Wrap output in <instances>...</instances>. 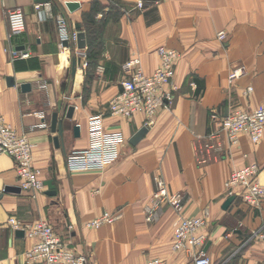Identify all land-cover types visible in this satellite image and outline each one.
I'll list each match as a JSON object with an SVG mask.
<instances>
[{
	"label": "crops",
	"instance_id": "crops-1",
	"mask_svg": "<svg viewBox=\"0 0 264 264\" xmlns=\"http://www.w3.org/2000/svg\"><path fill=\"white\" fill-rule=\"evenodd\" d=\"M68 2L79 7L71 12ZM35 4L0 0V117L34 145L32 165L43 182L51 181L56 195H46V187L35 198L6 192L19 183L13 160L0 154V264H25L24 254L34 243L24 232L16 234L10 218L24 224L47 220L91 264H146L150 259L193 264L185 251L171 248L177 218L172 209H165L154 223L144 220L143 207L158 175L170 192L181 196L183 217L208 212L200 233L205 245L209 243L205 253L212 264H264V242L253 237L264 231V201L253 208L233 195L229 208L222 209L232 196L225 183L233 170L255 163L264 185V134L256 144L243 135L234 145L207 139L231 110L264 105V0H49L42 4L48 15L44 20L38 18ZM17 7L24 13L25 31L8 39L6 12ZM58 17L65 19L69 31L79 25L85 33V58L73 77L71 59L79 58L78 50L59 49ZM219 32L224 39L217 38ZM88 41L94 42L93 57ZM159 47L179 53L176 89L133 146L129 139L145 127V116L112 117L108 103L129 76L123 65L138 57L150 74L159 64ZM10 50L30 55L12 60ZM235 69L240 75L229 82ZM7 79H13L12 86ZM24 84L30 91L21 90ZM248 87L252 90L246 94ZM60 97L59 117L69 106L74 111L64 121L62 145L55 147L57 134L50 122ZM99 115L105 130L124 137L119 159L103 170L68 171L67 155L87 147L89 119ZM41 123L45 127L33 128ZM104 212L119 218L98 228L88 225Z\"/></svg>",
	"mask_w": 264,
	"mask_h": 264
},
{
	"label": "built area",
	"instance_id": "built-area-1",
	"mask_svg": "<svg viewBox=\"0 0 264 264\" xmlns=\"http://www.w3.org/2000/svg\"><path fill=\"white\" fill-rule=\"evenodd\" d=\"M138 5L141 7L140 2ZM34 10L40 20L48 16L44 9L42 10V4H35ZM6 20L8 39L20 36L25 31L24 13L21 8L8 10ZM57 24L60 34L59 49L75 48L77 32L69 31L63 17H58ZM217 38L222 40L225 34L219 32ZM64 42H67V47L63 46ZM84 49H77V56L80 59L85 58V53L82 52ZM9 53L12 60L26 59L30 55L28 51L10 50ZM156 53L159 64L150 74L143 71L138 57L129 59L123 65L129 76L121 82L119 92L108 103L110 116L131 118L136 114H143L144 126L154 125L157 110L172 99V93L176 89L175 65L179 57L176 50L166 47L157 48ZM83 66L86 68L87 63L84 62ZM97 70L102 72L103 69L98 67ZM239 75L240 71L235 69L228 76L229 82ZM39 86L45 88L44 82H39ZM251 90V87H248L245 93L248 94ZM41 127H45V124L33 126V128ZM88 127L87 147L71 151L66 157L67 169L70 172L103 170L115 163L121 155V147L125 143L124 137L119 132L105 130L100 115L91 117ZM263 134L264 105H259L251 111L231 110L218 120V128L210 132L207 139L218 142L225 139L230 145H234L243 135L248 137L252 144H256L261 141ZM33 147L25 134L16 131L0 117V154L11 157L15 164L18 187L31 198H35L38 192H43L45 189L39 170L32 165ZM259 171L255 163L233 170L225 183L229 195H238L246 205L258 208L264 201V185L258 180ZM152 181L154 185L152 195L143 207L145 222L154 223L165 209H172L177 216L172 232V250L185 251L192 258L193 264H212L203 251L206 239L200 233L206 224L208 212L204 211L201 217H183L184 205L181 196L168 190L162 176H154ZM118 218V214L104 212L88 225L98 228L111 224ZM8 223L13 230H21L34 240L32 247L24 254L25 264H91L86 256L77 254L70 248L47 220L24 224L15 218H10ZM253 237L264 242V231L255 232ZM146 264H166V262L161 259H150Z\"/></svg>",
	"mask_w": 264,
	"mask_h": 264
},
{
	"label": "water",
	"instance_id": "water-1",
	"mask_svg": "<svg viewBox=\"0 0 264 264\" xmlns=\"http://www.w3.org/2000/svg\"><path fill=\"white\" fill-rule=\"evenodd\" d=\"M37 4H46L48 3L49 0H34ZM66 7L69 11H74L76 10L79 5L77 3H73V2H68L66 3ZM75 29L77 31V35H76V47L77 49H84L86 46V42H85V33L83 31L80 30V26L76 25ZM63 46L67 47V42L63 43ZM80 63V58L75 59L74 57L71 59V67H70V76L73 77L74 73H75V66L78 65ZM8 85L12 86L13 85V79H7ZM64 87L65 85H62L61 87V96L64 93ZM31 87L29 84H24L21 85V90L23 92H27L30 91ZM62 111V98L60 97L57 101V105H56V110L52 113L51 115V122H50V129L53 133L56 132V137H54L53 142L55 147H59V145H62L63 142V130H64V121L65 120H70L73 116V111H74V107L73 106H69L66 111L64 112V114L62 116L59 117V113ZM72 131H73V136L74 137H78L79 136V127L78 126H73L72 127ZM147 133V128L146 127H142L140 130H138L130 139H129V143L131 145H136ZM45 187L47 188L46 191V195H48L49 197H53L56 195V192L54 190V186L51 184V181H45L44 182ZM6 192H13V193H20V188L19 187H6L5 188ZM235 196H230L228 197L223 205H222V209L223 210H227L230 206V204L232 203V201L234 200ZM17 235H23V231H16ZM209 243H207L205 245V247L203 248V251L206 252L207 248H208Z\"/></svg>",
	"mask_w": 264,
	"mask_h": 264
},
{
	"label": "trees",
	"instance_id": "trees-1",
	"mask_svg": "<svg viewBox=\"0 0 264 264\" xmlns=\"http://www.w3.org/2000/svg\"><path fill=\"white\" fill-rule=\"evenodd\" d=\"M88 43H89V50H88V55L90 56V57H93L92 55L95 53L94 52V49H93V47H94V42L93 41H88ZM192 80H193V82H195V83H198L199 81H198V79H196L195 77H193L192 78ZM197 88H198V85H197ZM198 90V89H197ZM196 90V91H197Z\"/></svg>",
	"mask_w": 264,
	"mask_h": 264
}]
</instances>
